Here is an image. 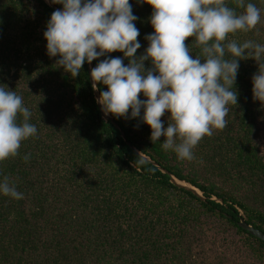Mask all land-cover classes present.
Instances as JSON below:
<instances>
[{
    "label": "trees",
    "instance_id": "16d2710c",
    "mask_svg": "<svg viewBox=\"0 0 264 264\" xmlns=\"http://www.w3.org/2000/svg\"><path fill=\"white\" fill-rule=\"evenodd\" d=\"M129 3L139 57L154 33L153 8ZM226 3L244 11L235 0ZM245 3L261 9V22L229 40L264 44V0ZM54 11L46 0H0V87L22 96L37 127L16 157L0 162V181L7 176L23 193L20 200L0 193V264H264V240L238 224L245 217L264 231V105L252 91L257 62L239 61L232 89L238 103L228 105L227 127L205 136L194 160L180 161L163 149L165 137L152 143L143 109L137 118L131 110L127 119L111 114L119 126L102 116L87 61L73 78L57 65L59 56L48 55L44 32ZM185 43L193 58L201 55L195 38ZM116 57L128 65L119 51L94 65ZM144 64L152 67L151 60ZM169 117L161 118L165 128ZM132 145L203 189L207 200L176 185Z\"/></svg>",
    "mask_w": 264,
    "mask_h": 264
},
{
    "label": "clouds",
    "instance_id": "9594fccd",
    "mask_svg": "<svg viewBox=\"0 0 264 264\" xmlns=\"http://www.w3.org/2000/svg\"><path fill=\"white\" fill-rule=\"evenodd\" d=\"M52 2L62 4L63 10L52 13L44 32L48 55L59 56L57 65L75 78L85 61L91 64L108 53L122 52L128 65L116 57L102 60L91 70L93 90H99L101 83L108 88L97 102L106 115L117 118L127 119L129 110L131 118L140 117L143 109L142 120L152 130V143L165 137L163 149L174 152L180 161L194 160L199 142L211 137L214 129L227 127L228 105L238 103V93L232 89L240 60L257 62L253 99L264 105V44L229 40L230 34L254 30L261 22V9L253 3L235 0L244 9L238 14L226 0H144L153 8L154 33L146 36L145 54L137 57L140 32L129 0ZM189 38H195L201 49L196 58L185 43ZM147 60L152 63L149 69L144 64ZM141 93L146 100L139 98ZM166 113L171 122L165 128L161 118ZM21 115L22 123L18 122ZM31 115L22 96L0 87V162L16 157L22 142L37 135V127L29 123ZM140 154L137 161L143 163ZM23 159L28 162L30 156ZM0 193L23 199L7 176L0 181Z\"/></svg>",
    "mask_w": 264,
    "mask_h": 264
},
{
    "label": "water",
    "instance_id": "95a60500",
    "mask_svg": "<svg viewBox=\"0 0 264 264\" xmlns=\"http://www.w3.org/2000/svg\"><path fill=\"white\" fill-rule=\"evenodd\" d=\"M48 2V4L53 7L55 10H63V7L59 6L57 3H53L52 0H46ZM95 67L94 65V61L91 62V64H89V70H90V76H91V70ZM91 83L93 84V80L91 78ZM99 90H93L94 91V95L96 100L98 101L99 97H100V93L101 90L98 86ZM98 103V102H97ZM100 110H101V114L102 116L106 119V120H112L116 126H119V124L117 123V121L114 119V117L111 114H105L102 111V105L99 104ZM122 134L125 136V133L122 132ZM130 142V141H129ZM133 146V145H132ZM133 148L136 149V151H138L139 153H141V155L150 160L152 163H154L155 165H157L161 170H163L164 172L170 174V178L171 181L174 182L176 185L180 186V187H184L187 190L192 191L193 193H195L196 195H198L201 199L203 200H207V195L205 194L204 190L201 189L200 187H198L197 185L193 184L192 182L188 181L187 179L184 178H180L177 175H175L174 173H172L170 170H168L167 168L163 167L158 161H156L155 159H153L151 156L143 153L142 151H140L137 147L133 146ZM215 198V196L213 197ZM220 200V199H219ZM238 224L241 225L242 227H244L245 229L249 230L251 233H253L254 235H256L257 237H260L264 240V231L261 230L260 228L254 226L252 223H249L245 217H241L238 221Z\"/></svg>",
    "mask_w": 264,
    "mask_h": 264
},
{
    "label": "rangeland",
    "instance_id": "374dc122",
    "mask_svg": "<svg viewBox=\"0 0 264 264\" xmlns=\"http://www.w3.org/2000/svg\"><path fill=\"white\" fill-rule=\"evenodd\" d=\"M214 197V196H213ZM215 198H216V196H215ZM241 212L243 213V211L241 210Z\"/></svg>",
    "mask_w": 264,
    "mask_h": 264
}]
</instances>
